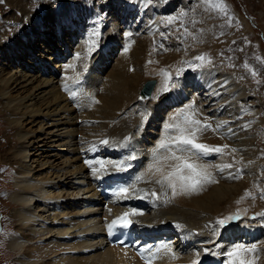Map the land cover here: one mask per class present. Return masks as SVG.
Segmentation results:
<instances>
[{"label":"bare ground","instance_id":"6f19581e","mask_svg":"<svg viewBox=\"0 0 264 264\" xmlns=\"http://www.w3.org/2000/svg\"><path fill=\"white\" fill-rule=\"evenodd\" d=\"M18 1L19 5L27 3V0ZM80 1L63 0L62 7L51 3L47 5V13L55 27L53 33L46 34L59 43L65 53L78 33L75 27L79 29V26L75 24L77 18L74 17L84 8ZM149 1L108 0L105 6L110 8L107 18L108 26L111 27L109 35L99 39L95 34L88 35L86 32L80 38L68 64H65L67 59L63 57L67 54L55 53L57 49H52L48 44L44 52L50 54V57L46 60L62 58L61 62L52 64L54 70L49 68L47 73L44 70L39 71L49 74L48 77L45 74H31V71L39 70L35 71L38 65L32 66L31 62L20 60L24 58L21 54L27 52L25 55L31 56L35 51L33 47L35 49L37 45H34V37H45L40 31L41 28L36 27L37 17L30 10L23 14L28 25L22 32H16L14 40L2 42L8 35L0 39V55L4 59L0 63V108L7 114L10 126L15 130L13 140L16 145L10 147L4 157H1V162L10 163L16 168L19 179V192L13 197L19 210L13 215L22 225H19L17 235L15 234L17 237L12 239L11 246L13 249L19 248L22 264H35L40 255L49 256L50 252H39L32 245L28 244L25 252H22V247L34 241L36 234L39 236L38 218L43 216L42 212L51 211L48 202L50 200L55 201L53 211L70 216V224L81 229V232L74 238V243L64 246L72 252L70 257L54 263L42 261V264H139L122 249L106 248L101 237L102 231L94 237L89 236L91 226L82 229L93 218L102 222L115 212L128 208L146 212L148 229L153 230L154 226L162 228L161 235L167 236L166 240L170 241L166 248H163L166 242L151 248L150 254L159 252L155 256V264H239L240 259L252 264H264V224L259 226L260 222H264V193L258 192L263 186L259 172L264 169V160L259 159L260 152L257 147L261 141L259 132L262 125L259 121L253 122V125L243 122L245 120L241 121L245 113L253 120L260 110L241 109L239 105L247 104V98L243 96L246 92L227 74H218L214 70L199 72V78L190 75L178 78L175 75L178 66L170 72L173 76L171 83L164 79L163 73H159L160 81L150 102L140 100L139 89L143 81L149 78V72L144 66L149 59L146 55L154 54L153 44H159L162 38V33L155 35L159 26L157 18H150L156 9L150 7L151 10L146 12ZM12 2L15 3L16 0ZM121 3L124 5L122 14H127L130 18H117L116 9ZM97 10L100 8L94 7L87 12ZM63 19L70 23L63 22ZM79 19L82 20L78 23L86 22V27L92 24L90 19ZM42 26L45 27L46 24L42 23ZM137 26L139 27L136 28ZM1 28L3 26L0 25ZM121 28L131 29L130 32H134L136 38L127 34L128 39L120 42ZM45 40L53 44L51 39ZM109 41L122 47L113 65L108 63L112 54L105 55L110 45H115ZM112 51L113 48L110 52ZM42 55L45 54H40L44 58ZM17 61L26 62L29 72L10 68L4 73L7 70L4 69L5 66L15 65ZM43 65L47 66L48 63ZM101 65L111 68L106 76L99 78L95 74L97 67ZM206 92L210 93L211 101L208 98L203 99L202 95ZM215 100L217 103L214 104ZM172 105H180L179 112L165 111ZM202 115L207 119L203 120ZM182 116L189 120L181 119ZM190 120L201 123L186 126V121ZM170 124L174 127L168 128L167 125ZM35 126L37 128L34 129ZM185 127L195 131L196 143L208 145L211 149L220 147L222 152L212 151L201 155L189 146H185L187 150L181 152L172 138L180 134L178 129ZM104 140L108 143H102ZM162 141L169 147L161 148ZM35 145L49 155L46 160H36L39 162L38 167L48 170L45 173L47 175L40 177V180L34 179L37 167L33 168L28 161L30 148ZM173 152L190 163L197 164L212 182H202L193 191L182 188L180 181H176V194L173 195L170 187L157 182L178 163L170 158ZM131 155L136 156V159H131ZM100 161L105 162L104 168H101ZM229 164L232 167H226ZM2 168L0 164V169ZM157 168L161 171L157 172ZM40 170L35 171L38 177L44 175ZM72 179H80L88 192H91V187L94 190L101 187L97 186L96 181L102 179L104 186L117 187L122 181L124 188L129 189V194L127 197L118 195L117 190L115 200L109 199L106 203L94 192L92 200L103 204L101 214L96 217L95 214L88 213L92 217L86 220L83 214L87 211L82 212L81 203L73 201L76 195L80 196L82 189L79 188V192L74 191L76 184L71 182ZM153 192L156 193L155 196L152 195ZM230 217L232 219H228ZM56 219L58 215H51L50 221ZM220 220L225 223L220 225ZM45 221L41 219L44 225ZM227 223L228 226L225 225ZM42 229L46 234L54 232L47 227ZM58 231L61 235L69 232L68 229ZM174 234L176 238H173ZM95 239H99L96 241L98 246L96 245L95 251H102L93 256L90 248L94 245L88 241ZM234 242L237 244L233 245ZM55 245L62 250L59 244ZM252 248L255 249L254 252L245 251ZM54 253L57 254L58 251Z\"/></svg>","mask_w":264,"mask_h":264},{"label":"rangeland","instance_id":"374dc122","mask_svg":"<svg viewBox=\"0 0 264 264\" xmlns=\"http://www.w3.org/2000/svg\"><path fill=\"white\" fill-rule=\"evenodd\" d=\"M107 1L108 0H104V1L92 0L93 5L100 8V12H101L100 14L103 19L107 18V16L110 13V8L105 6ZM157 1L160 3H163L166 0H157ZM149 2L150 4L146 8L147 9L146 12L148 10H151V8L156 9L160 12L164 11L161 15V18L159 19V23L163 25V27L173 29V32L175 34L171 33L170 30L162 31V36H161L162 38L159 40V44L157 42L156 44H153L154 46L152 45L154 48L157 47L158 49H159L158 46H163L162 54H165V56L163 55L156 56L157 53L155 52H157L156 50L157 48H155L154 54L151 53L150 55H146V57L147 56H149V58L155 57L153 59L164 58V59L171 61L169 67H167V70L168 69L172 70L177 65H179L180 66L179 68L182 69L180 73V76L182 77H185L186 75L197 77V74H199V72L202 70H207L208 72L217 70L218 74L228 73L227 76L229 77L232 76L233 77V78L231 77L232 80L234 79L233 82L238 87H240L243 90V92H246L243 94V96L247 98L246 99L247 104L246 103L244 104L246 107L248 106V108H246V111L248 110L259 111L260 110L259 114H257V116H255L253 120L247 115V117H244L241 121L245 120L243 122L245 123L247 122L250 125H253L252 123L255 121H259L261 123L262 126L259 132L261 141L259 142L257 147L259 148V152H260L259 159L264 160V0H196V1L194 0H174V1H169L162 8L159 5H157L156 1L153 2V0H150ZM173 2H174V6H173ZM50 3L55 4V5L58 4L60 5V7H62L63 0H59V1L58 0H27L26 4L20 3V5H19V1L17 2V0L15 3H13L12 0H6V3H3L0 0V17H2L0 20L4 18H7L8 20L10 18L11 19L13 18V20H9V22L15 23L19 32H22L25 29V27L28 25V21L25 19L26 17L23 18V14L25 11L30 10V12H32V15H35L37 17L36 27H38L39 29L41 28L40 31L43 35H45V37L41 39L34 37V40H33L34 45L35 44L37 45L35 49L33 47V50L35 51H33L31 56L29 54L25 55V53L27 52H25L24 54H21V56H23L24 58H21L20 60L21 61L27 60L26 62L27 63L31 62L32 66L38 65V68L37 67L35 68V71L39 69L37 72H33V71L30 72L31 74H36L38 76H41L42 74L47 73L48 71H50V69L54 70V68H52V64L54 62L59 63L62 61L61 57L55 61L54 59L56 58H53L50 61L46 60V58L50 57V54L48 55L47 53L44 52L45 47H47L48 44H49V47H51L52 49L55 48L59 50L60 53L65 54V49H61L63 47H61V45L59 46L58 45L59 43L53 41L54 39H52V37L46 34L48 32L53 33L54 32L53 28L55 27L53 22L51 21V18H49L50 14L47 13V5ZM184 4L187 5V8L182 7ZM119 5L117 6V9H116L117 18H122V20H125L126 18H130L127 14H122L124 11L123 9L124 5L122 3ZM217 5L223 6L224 11H220V8L217 7ZM172 8H174L175 10L168 11ZM156 10H153L154 17L153 15H150V18L158 17V11ZM165 11H168V12H165ZM179 12H181V14L179 17H176V18H184V21H181L180 23L178 21H173V19H171V17L175 16ZM77 14L84 18H87L84 15H82L81 12H77ZM74 18H77V17H74ZM91 19H94L96 22L102 25L96 18H91ZM193 19L195 21L190 22ZM79 20H82V19L77 18V21ZM90 22L93 23L91 20ZM132 22H133V19H132ZM186 22H190V23L182 27ZM42 23H45L46 26L43 27ZM75 24L78 26V23H75ZM79 24H81L80 29H82V32L78 31L77 35H75L76 38L74 41H77V40L79 41L80 38L84 37L86 34V32L84 31V28H86V22L84 23L83 21L82 22L80 21ZM138 27L139 26H137L136 28ZM109 28L111 27L108 26V28H105V29L101 28V32L104 35V37L108 36L107 34H108ZM202 28H203V32L201 30ZM3 29L4 28L0 29V34L2 35L0 36V39L6 35H8V37L2 40V42H10L11 39L14 40V36L16 35V32L18 31L15 30L14 35L11 36V31H13L11 27H8V32L4 31ZM27 29H29V27ZM75 29H77V27H75ZM97 29L98 28H95L94 30H97ZM90 30L91 29H89L88 31ZM31 33L33 32L31 31ZM35 33L36 32H34V36H35ZM131 36L132 35H130V37ZM174 36H175V39L177 40L175 43L173 42ZM28 37L32 38L31 35H28ZM121 37H123V35H121ZM45 39H51L53 44H51L48 40H45ZM112 48H113V45H110L109 49L105 53V55L112 54L111 59H109L108 61L109 65H113L114 60H116V58L113 56V51L110 52ZM216 50L217 51L219 50V52H217ZM193 51H197L199 53L209 51V54L205 55L204 57H201L203 59L195 58L193 59L192 63L185 65V63L187 62V59H189V55ZM74 52L75 50L73 52H71L70 50L69 54L67 55L65 54L66 56H63L65 59H67V61L65 60V64L66 63L68 64L69 63L68 61H70V59L73 58V55L71 54ZM41 53L45 54V56L42 55L44 58L40 57ZM1 56L2 55H0V63L3 62L4 60L3 58H1ZM190 56L197 57L198 55H190ZM145 60L146 58L144 59V61ZM167 60H163V62H166ZM36 61H38L39 64L36 63ZM26 62H23L25 63V65H23V63H21L20 61H17L15 65L5 66L4 69L7 68V70L4 71V73L10 70V68H16V69L19 68L21 71L23 69L24 72H29L26 68L28 67V65H26ZM46 63H48L47 66L43 65ZM184 65L185 67L182 68V66ZM109 68H111V66H109ZM109 68H104V66L101 65L97 67V71L95 75H97L99 78H102L106 76V73L109 71L108 70ZM42 70H44L45 73L44 72L39 73V71H42ZM153 73L155 74V76L146 78L143 81V84L139 89L138 97L140 96L143 86L149 79L159 78V81H160V74H159L160 72L158 71V72H153ZM253 73H255V75ZM163 75H164V79H168L170 83L172 82L173 76L171 75L170 72L163 73ZM45 76L48 77L49 74H45ZM197 78H199V76ZM201 78L207 79L205 77H201ZM202 93L203 92H201V94ZM204 95H202L203 99L208 98L211 101L210 93L206 92L204 93ZM153 97H154V94L150 100H143V101L150 102L153 99ZM213 103L215 104L217 103V101L215 100ZM239 106L243 107V104ZM179 107L180 105L178 106L176 105L173 108H171V110H174ZM182 110L184 113L183 108ZM0 111H1L0 112V122H1L0 123V162H1V157H4V154L8 152L10 147H13L16 145H15V140H13L15 130L13 127L10 126V123L7 119V114L3 113L1 108H0ZM185 118L186 117L184 116L181 117V119L183 120H185ZM186 119L189 120L188 118ZM202 119L206 120L207 117L202 115ZM186 126H192V125L188 124ZM35 128L37 127L35 126L34 129ZM40 149L41 148H37L36 145L33 148H30L31 153H30V158L28 160L29 163L33 165V168L37 167L35 171L41 169L40 173H44V175L41 174V176L38 177L37 176L38 174L36 175L34 171L35 180H40L43 176H46L47 174L45 173L48 171V170H43L44 168L42 169L38 167L39 162H36V160L37 161L46 160L47 157L49 156L48 153H43L42 149L41 150ZM1 165L3 166V168H5V163L1 162ZM7 165H10V163H7ZM11 168L16 169V168H13V166H11ZM5 171H7V174L9 176L11 175V171L9 168H6ZM259 173H260L259 176L262 179L263 186L261 190H259L258 192L263 191L264 193V169L260 171ZM0 175H1L0 182H3L4 172L0 173ZM72 180L73 181L71 182L76 184L74 186V191L79 192V188L82 189L81 192L79 193L80 196L76 195L75 196L76 198H73V201H79L77 203H81L82 205L81 211L82 212L87 211L84 218H86V220H89L88 217H92L89 215L91 213L90 211L92 210L91 208H88V207L86 208L87 210H82V207H86V205H85L84 199L82 198L83 200H81V197H83V195L87 193L88 191L85 189L84 187L85 185L82 186V184L80 183V179H77V180L72 179ZM9 181L11 182V184L9 185V188H10L9 196L10 197L3 199L2 205L4 209L7 211L5 216L11 217L10 224H11V229H14V233L13 234L10 233L11 235L8 237V240H5L4 248L0 252V257H2V259H8V260L6 262H3L2 259L0 258V264H22L23 261L20 258L21 253L19 252V248L13 249L11 246V242L13 241L12 239L17 237L16 231L18 230L19 225L20 226L22 225V223L20 221L18 222L16 217L13 215L19 210V206L13 200V197H15V195H17L19 192L18 187H17V183L19 181L18 175L17 174L13 175V177L9 179ZM101 181H104V180L102 179L99 182L96 181L97 186H101V187L104 186V183H102ZM121 183L123 182L121 181ZM36 199L39 200L38 198ZM48 202H52V205L51 203H49L51 206L50 207L51 211L48 210V211L42 212L43 216L38 218L39 222L37 223L38 225L37 230L39 232V236L38 234H36L35 240L32 242H28L29 243L28 246H31V245L34 246L36 249H39V252H46V253L50 252V253L48 257H43L42 255H40L39 261L35 262V264H39V263L42 264L44 262L50 263L51 261L54 263L55 261L59 259L70 257L72 254L64 255L65 253L69 251V250H66L64 246L65 244L67 245L70 243L71 244L74 243L75 242L74 238L76 237V235H79L78 232H81V229L79 230L70 224L69 222V220L71 221L70 216L67 217L64 214H61L60 211H55V210L53 211V206H54L53 202H55L54 200H50ZM262 205H264V203ZM0 207H1V201H0ZM88 211L90 212L89 214H87ZM53 214L58 215V219L50 221L51 215ZM259 216L260 215H258V217ZM65 217H67L68 219L66 220ZM41 219H44V221L46 220L45 222L47 223H45V225L42 224ZM87 223L90 224V222H87ZM87 223L84 224L85 226H83L82 229H86L85 227L87 226L90 227V225H88ZM41 227L42 228L47 227L49 230H53L54 232L46 234V231L44 232ZM63 229H68L69 230L68 234H71L72 232L71 236H73L74 234V238L62 243L63 240L60 238L61 236H64V235L59 234L58 230H63ZM41 234H45V235H41ZM19 236L21 237V234H19ZM173 238H176V234H174ZM97 240L99 239L88 241L89 243L91 242V244L94 245L92 246V248H90V251L92 252L93 256L98 255L99 251L100 252L102 251V250L95 251V249L98 246V244H96ZM158 243H163V242H158ZM33 244H35L37 247ZM55 244H59L62 250H60V248ZM26 248L28 247L25 244L22 247L23 249L22 252L23 251L25 252L27 250ZM55 251H58V253L55 254L54 253Z\"/></svg>","mask_w":264,"mask_h":264},{"label":"snow or ice","instance_id":"6c2138e0","mask_svg":"<svg viewBox=\"0 0 264 264\" xmlns=\"http://www.w3.org/2000/svg\"><path fill=\"white\" fill-rule=\"evenodd\" d=\"M217 7L220 8V11H224V7L217 5ZM125 51H127V49H125ZM77 57L79 58V54H77ZM203 59V58H200ZM255 75V73H253ZM74 95V94H73ZM187 124H191L193 126L195 125H199L201 122L198 120H190V121H186ZM168 128H172L174 127V125H167ZM204 127H210V125H204ZM180 134L173 139L174 143L178 146L179 150L181 152L187 150V148L185 146H189L191 149H195L196 152L200 153L201 155H207L212 151H215L217 153L222 152V148L220 147H216L215 149H211L208 145L205 144H200V143H196L195 140V131H193L190 128H180L178 129ZM102 143L107 144L108 141L104 140L102 141ZM161 148H167L169 147L168 144H166L164 141L161 142L160 144ZM224 147H227V145H225ZM235 151V150H233ZM172 160L177 161L178 163L175 164V166L173 167V170L171 172H169L167 175H164L162 180L157 181L158 183H160L161 185H167V187H170L172 189L173 195L176 194V181H180L181 183V187L182 188H190L193 191L196 190L197 186L200 185L202 182H212L209 179V176L207 175V173L201 169L197 164L195 163H190L187 159H185L183 156H178L176 155L175 152H173L171 154L170 157ZM86 163H91L86 161ZM101 165V168H104L105 166V162L104 161H100L99 162ZM113 166H118V165H113ZM155 167V165H154ZM226 167H232L231 164L226 165ZM99 169H96V171H98ZM157 172H160L161 169L157 168L156 169ZM118 195H123L125 197H127V195L129 194V189L127 187L125 188H121L119 189ZM153 196L156 195L155 192L152 193ZM133 215H142V213H138V212H134L132 213ZM127 216L128 214H125L124 217L119 218L120 220L124 221V226H128L130 224V221L127 220ZM228 219H232L231 217ZM113 223H116L115 221ZM218 223L220 225H223L225 223L224 220H220L218 221ZM238 251V250H237ZM245 251L247 252H254L255 249H245ZM234 253H229V255H233ZM239 264H252V262H249L245 259H240Z\"/></svg>","mask_w":264,"mask_h":264},{"label":"water","instance_id":"95a60500","mask_svg":"<svg viewBox=\"0 0 264 264\" xmlns=\"http://www.w3.org/2000/svg\"><path fill=\"white\" fill-rule=\"evenodd\" d=\"M149 84H152V83H146L144 89L142 90V96L145 98H149L151 95V92H152V89L148 88ZM151 86H153V85H151Z\"/></svg>","mask_w":264,"mask_h":264}]
</instances>
